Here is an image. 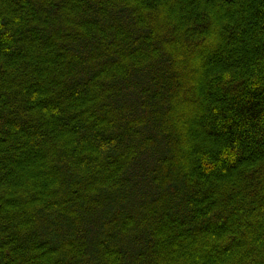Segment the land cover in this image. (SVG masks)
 <instances>
[{
    "label": "trees",
    "instance_id": "1",
    "mask_svg": "<svg viewBox=\"0 0 264 264\" xmlns=\"http://www.w3.org/2000/svg\"><path fill=\"white\" fill-rule=\"evenodd\" d=\"M0 264H264V0H0Z\"/></svg>",
    "mask_w": 264,
    "mask_h": 264
}]
</instances>
